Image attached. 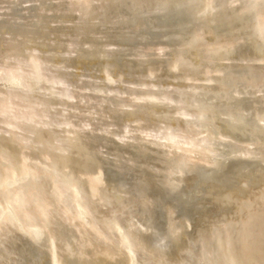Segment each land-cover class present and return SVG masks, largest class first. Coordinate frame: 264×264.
Instances as JSON below:
<instances>
[{"label":"bare ground","instance_id":"6f19581e","mask_svg":"<svg viewBox=\"0 0 264 264\" xmlns=\"http://www.w3.org/2000/svg\"><path fill=\"white\" fill-rule=\"evenodd\" d=\"M0 60V264H264V0H0Z\"/></svg>","mask_w":264,"mask_h":264},{"label":"rangeland","instance_id":"374dc122","mask_svg":"<svg viewBox=\"0 0 264 264\" xmlns=\"http://www.w3.org/2000/svg\"><path fill=\"white\" fill-rule=\"evenodd\" d=\"M1 61V60H0ZM71 239H73V236L71 237Z\"/></svg>","mask_w":264,"mask_h":264}]
</instances>
